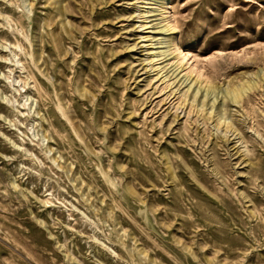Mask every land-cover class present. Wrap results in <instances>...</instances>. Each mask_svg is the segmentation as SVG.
Here are the masks:
<instances>
[{
  "label": "rangeland",
  "instance_id": "374dc122",
  "mask_svg": "<svg viewBox=\"0 0 264 264\" xmlns=\"http://www.w3.org/2000/svg\"><path fill=\"white\" fill-rule=\"evenodd\" d=\"M0 264H264V0H0Z\"/></svg>",
  "mask_w": 264,
  "mask_h": 264
},
{
  "label": "bare ground",
  "instance_id": "6f19581e",
  "mask_svg": "<svg viewBox=\"0 0 264 264\" xmlns=\"http://www.w3.org/2000/svg\"><path fill=\"white\" fill-rule=\"evenodd\" d=\"M192 81V80H191ZM194 83H197V85L198 84H200V86H199V88H198V90L200 89V87L202 86V83H203V81H200V80H195L194 81ZM189 84V83H188ZM191 87V86H190ZM210 87L209 86H207V92H209L210 91ZM192 96V95H191ZM188 96H185V102L187 101V103L189 104V103H193V102H196V97L194 98V97H191L190 99H188L187 98ZM60 109V108H59ZM200 110H201V108H200ZM65 114V113H64ZM66 116V115H65ZM220 119V118H219ZM220 121V120H219Z\"/></svg>",
  "mask_w": 264,
  "mask_h": 264
}]
</instances>
